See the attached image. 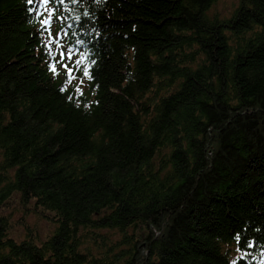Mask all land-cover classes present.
I'll return each instance as SVG.
<instances>
[{"label":"trees","instance_id":"1","mask_svg":"<svg viewBox=\"0 0 264 264\" xmlns=\"http://www.w3.org/2000/svg\"><path fill=\"white\" fill-rule=\"evenodd\" d=\"M218 1L50 3L77 92L0 0V264H264V0Z\"/></svg>","mask_w":264,"mask_h":264},{"label":"rangeland","instance_id":"2","mask_svg":"<svg viewBox=\"0 0 264 264\" xmlns=\"http://www.w3.org/2000/svg\"><path fill=\"white\" fill-rule=\"evenodd\" d=\"M237 1L238 0H219L216 3V6H215L214 10H215L216 13L221 14L222 16H227V12L232 8L233 5L234 6L236 5ZM46 15H47V13H45V16ZM42 18L43 17H41V19ZM55 18H56V13H55ZM55 18L53 16V18H52L53 19V23H52V26H51V34H52L53 37H55L58 32L61 33V31H62L61 23L60 22H55V20H54ZM63 32H65V31H63ZM47 37H48V31H46V33L43 34V40H44L45 45H47ZM63 40H64V42H63ZM59 44L62 45V47L58 49L57 54L55 55L54 58H53V56H51L52 63L55 62L56 63V68H57V73H53L52 72V74H54L55 76H57V75H59V76L66 75L67 76V73H66L64 67L62 66L61 63L58 62V61H60V56L58 54L59 51H62V52L65 53V59H64L63 63L67 64L68 67H70V68H72L73 65H75L77 60H81V64L73 69V76L75 77V79H73L70 83L74 84L75 86H77V88H80L81 91H85L87 89V84H86L87 79H86L85 75L83 74V78L77 79V77L80 74H82L81 71L85 67V60H84L83 53L82 52H77L75 55H72V59L71 60H68L67 59V52H68L67 35L65 36V38L63 37V39H61L59 41ZM52 48L54 50H57V45L53 44ZM18 217L19 216H16V218H18ZM28 223L30 225H34V224L38 225V229L40 230L41 234H43V235L45 233H47L48 230H51L48 224L43 223V222L41 224H38V223L35 222V219L32 218V217L29 218Z\"/></svg>","mask_w":264,"mask_h":264},{"label":"snow or ice","instance_id":"3","mask_svg":"<svg viewBox=\"0 0 264 264\" xmlns=\"http://www.w3.org/2000/svg\"><path fill=\"white\" fill-rule=\"evenodd\" d=\"M65 0H26V3L28 4H32L33 8L30 9V11L32 12H36L39 16L43 17L40 21V23L44 26L45 30L48 31V37H47V48L49 51V54L51 56H53V58L55 57V55L57 54V51L59 48L62 47V45L59 44V41L61 39H63L64 36L67 35V31H65L63 33V35L61 33H57V35L55 37L52 36L51 34V26L53 23V16H55L56 13V9L55 8H49L48 5L50 3H59V4H64ZM72 3L77 2V0H71ZM45 13H47V15L45 16ZM57 20H63L64 17L63 16H59L56 17ZM68 27H71V25H68ZM55 44L57 45V50H54L52 48V45ZM59 56H60V61H58L59 63L62 64V66L64 67L67 76H68V81L71 82L73 79H75V77L73 76V69L76 68L77 66H79L81 64V60H77L75 65H73L72 68L68 67L67 64H64L63 61L65 59V53L62 51L58 52ZM72 55H73V50L72 49H68L67 52V59L71 60L72 59ZM50 70L53 73H57V68H56V63H52ZM84 75L87 76L89 79H91V76L89 75L88 71L85 70ZM82 83V82H81ZM77 92H80L81 89L77 88L76 89ZM82 94V92H81ZM237 239H239V236H237Z\"/></svg>","mask_w":264,"mask_h":264}]
</instances>
